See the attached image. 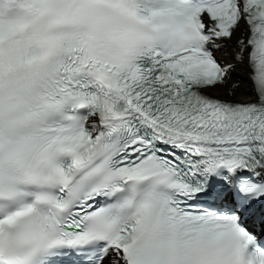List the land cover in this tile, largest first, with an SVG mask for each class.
Instances as JSON below:
<instances>
[{
  "label": "snow or ice",
  "instance_id": "snow-or-ice-1",
  "mask_svg": "<svg viewBox=\"0 0 264 264\" xmlns=\"http://www.w3.org/2000/svg\"><path fill=\"white\" fill-rule=\"evenodd\" d=\"M0 264H264V0H0Z\"/></svg>",
  "mask_w": 264,
  "mask_h": 264
},
{
  "label": "bare ground",
  "instance_id": "bare-ground-1",
  "mask_svg": "<svg viewBox=\"0 0 264 264\" xmlns=\"http://www.w3.org/2000/svg\"><path fill=\"white\" fill-rule=\"evenodd\" d=\"M238 76L240 77V79L243 82L242 91L245 90V89L248 90V91H250V89H251V82L246 79L247 69L245 68V69L238 70Z\"/></svg>",
  "mask_w": 264,
  "mask_h": 264
}]
</instances>
